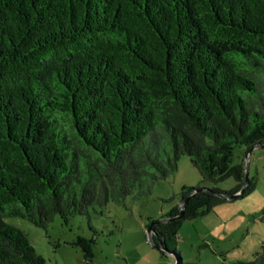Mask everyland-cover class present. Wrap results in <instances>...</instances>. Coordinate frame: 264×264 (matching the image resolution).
Masks as SVG:
<instances>
[{
    "label": "trees",
    "instance_id": "obj_1",
    "mask_svg": "<svg viewBox=\"0 0 264 264\" xmlns=\"http://www.w3.org/2000/svg\"><path fill=\"white\" fill-rule=\"evenodd\" d=\"M258 143L264 0H0V264H47L5 217L67 224L149 194L183 154L201 181H236L182 185V216L175 204L153 226L157 247L200 264L182 261L178 230L242 188L235 146ZM71 243L94 257L89 237ZM219 264H264V251Z\"/></svg>",
    "mask_w": 264,
    "mask_h": 264
},
{
    "label": "rangeland",
    "instance_id": "obj_2",
    "mask_svg": "<svg viewBox=\"0 0 264 264\" xmlns=\"http://www.w3.org/2000/svg\"><path fill=\"white\" fill-rule=\"evenodd\" d=\"M242 159L246 161L245 147L236 145L233 162ZM249 171L257 179L253 191L183 221L175 244L182 261L229 263L251 260L264 251V147L253 149ZM235 183L233 177L216 183L201 181L190 155L183 154L178 169L156 181L147 195L130 194L121 201L111 199L105 206L95 204L89 214L71 215L67 224L56 214L47 228L21 216L5 220L23 229L47 264H172L173 256L149 241V218L158 219L179 204L178 192L184 184L230 189ZM77 235L93 240L92 259L86 260L81 248L71 243Z\"/></svg>",
    "mask_w": 264,
    "mask_h": 264
},
{
    "label": "water",
    "instance_id": "obj_3",
    "mask_svg": "<svg viewBox=\"0 0 264 264\" xmlns=\"http://www.w3.org/2000/svg\"><path fill=\"white\" fill-rule=\"evenodd\" d=\"M258 147H264V143H258V144H254L252 145L251 147H249L247 149V153H246V164H245V176H244V184L242 186V188L235 192V193H220L221 196H223L224 198L226 199H234L236 197H238L240 194L243 193L244 189H245V186L249 180V177H250V171H249V157L253 151L254 148H258ZM204 188L208 189V187L204 186ZM185 201L184 199H181L179 201V209H180V212L179 214L176 216V217H181L182 214H183V207H184V204H185ZM174 217H161V218H158L156 219L155 221H152L150 224H149V227L147 229L148 231V238H149V241L155 245V240H154V231H153V226L155 223L159 222V221H167V220H171L173 219ZM163 250L165 252H167L168 254L170 255H173L174 257V262L172 264H179V261H180V258L177 257L176 253L173 251V250H170L169 248L165 247L163 248Z\"/></svg>",
    "mask_w": 264,
    "mask_h": 264
},
{
    "label": "crops",
    "instance_id": "obj_4",
    "mask_svg": "<svg viewBox=\"0 0 264 264\" xmlns=\"http://www.w3.org/2000/svg\"><path fill=\"white\" fill-rule=\"evenodd\" d=\"M255 149V148H254ZM173 259V262H174V257H171Z\"/></svg>",
    "mask_w": 264,
    "mask_h": 264
}]
</instances>
